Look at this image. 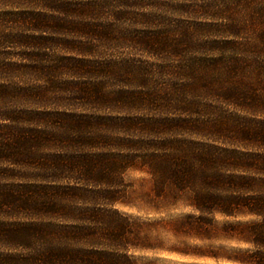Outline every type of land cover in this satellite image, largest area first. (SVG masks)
Returning a JSON list of instances; mask_svg holds the SVG:
<instances>
[{
	"label": "trees",
	"instance_id": "trees-1",
	"mask_svg": "<svg viewBox=\"0 0 264 264\" xmlns=\"http://www.w3.org/2000/svg\"><path fill=\"white\" fill-rule=\"evenodd\" d=\"M185 7L0 0V264H137L156 244L115 207L130 170L192 209L175 230L252 217L223 227L252 245L236 261L264 264V28L219 10L220 37L166 29Z\"/></svg>",
	"mask_w": 264,
	"mask_h": 264
},
{
	"label": "rangeland",
	"instance_id": "rangeland-1",
	"mask_svg": "<svg viewBox=\"0 0 264 264\" xmlns=\"http://www.w3.org/2000/svg\"><path fill=\"white\" fill-rule=\"evenodd\" d=\"M184 3L186 5L184 10L173 11L176 9L169 8L170 12L167 11L168 13L165 14V21L169 25L164 26L166 29L176 28L171 25L172 22L180 24L182 28L198 29L201 32L210 31L213 33V39L217 38L221 34L228 33L229 29V27L216 26L221 23L215 16L219 10L224 12L232 10L234 16L244 23V27H238L244 31V35L252 30L264 28V23L254 24V21H248L249 18L256 17L254 11L256 5L260 3L258 0H252V4L246 7L247 9L234 5L235 0H184ZM208 13L213 14V27L207 25L200 27L201 24H208L205 22L209 20ZM125 179L128 186L124 201L116 203L115 207L129 215L137 224L138 237L149 235L155 239L156 244L152 248L133 252L137 258V264L151 262L155 264H242L235 259L240 257L241 251L252 249L250 243L237 240L223 227L226 222L252 219V217L233 218L217 215L211 236L187 229L175 230L173 226L165 224L164 220L192 212V209L182 204L183 202L173 206L158 204L159 200L152 193L151 180L145 172L130 170L126 173Z\"/></svg>",
	"mask_w": 264,
	"mask_h": 264
}]
</instances>
